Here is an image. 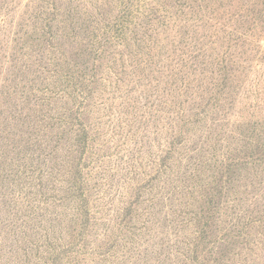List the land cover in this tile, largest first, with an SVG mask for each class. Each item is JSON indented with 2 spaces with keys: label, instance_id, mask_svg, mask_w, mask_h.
<instances>
[{
  "label": "rangeland",
  "instance_id": "rangeland-1",
  "mask_svg": "<svg viewBox=\"0 0 264 264\" xmlns=\"http://www.w3.org/2000/svg\"><path fill=\"white\" fill-rule=\"evenodd\" d=\"M0 264H264V0H0Z\"/></svg>",
  "mask_w": 264,
  "mask_h": 264
}]
</instances>
